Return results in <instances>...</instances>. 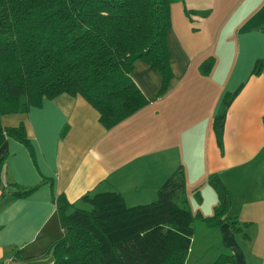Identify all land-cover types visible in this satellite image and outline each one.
Listing matches in <instances>:
<instances>
[{"label": "crops", "instance_id": "1", "mask_svg": "<svg viewBox=\"0 0 264 264\" xmlns=\"http://www.w3.org/2000/svg\"><path fill=\"white\" fill-rule=\"evenodd\" d=\"M183 9L206 14L186 16ZM169 20L167 90L158 97L156 71L134 62L129 76L149 103L112 128L84 98L65 93L0 117L2 126L22 124L34 151L31 158L10 137L0 145V264H52L44 252L62 236L53 196L75 202L86 192L114 190L128 206L144 204L178 166L191 211L212 214L217 196L206 178L218 173L232 194L227 215L249 221L241 239L225 222L209 228L195 220L186 264L195 244L208 249L247 238V246H264V223L262 234L252 231L264 220V0H178ZM207 57L212 65L202 75L198 65ZM256 60L260 70L252 74ZM238 87L219 148L213 117ZM42 177L48 181L27 197H11L10 183L35 186Z\"/></svg>", "mask_w": 264, "mask_h": 264}, {"label": "trees", "instance_id": "2", "mask_svg": "<svg viewBox=\"0 0 264 264\" xmlns=\"http://www.w3.org/2000/svg\"><path fill=\"white\" fill-rule=\"evenodd\" d=\"M175 1L0 0V117L25 113L44 97L65 93L84 98L110 129L149 103L129 76L136 61L156 71L161 80L157 96H162L171 77L165 33L169 5ZM212 61L204 59L199 73L206 75ZM260 65L256 60L251 73L257 74ZM239 90L224 95L213 117L219 148L227 108ZM6 137L34 156L22 124L0 122V145ZM3 165L4 159L0 172ZM46 181L10 183V195L25 198ZM206 184L217 196L210 216L191 212L181 166L144 204L128 206L114 190L86 192L75 202L63 194L53 196L62 236L44 254L51 253L52 264H186L195 220L209 228L225 222L241 231L238 219L227 215L232 194L220 175L209 174ZM231 262L232 254H221L210 264Z\"/></svg>", "mask_w": 264, "mask_h": 264}, {"label": "rangeland", "instance_id": "3", "mask_svg": "<svg viewBox=\"0 0 264 264\" xmlns=\"http://www.w3.org/2000/svg\"><path fill=\"white\" fill-rule=\"evenodd\" d=\"M156 195H157V191H156ZM146 200H144L143 202H145ZM197 200H200L198 196H197ZM187 204L189 206L188 198H187ZM191 212L195 213L194 211ZM238 222L241 231L235 233H239L240 234L239 237L242 239V237H245L243 235V232L247 230L249 221L248 220L242 221L238 219ZM262 223H264V220L261 222V224H254L252 229L255 228L256 230H252V231L254 232L257 231L259 234H262L261 233ZM207 238H211V237H207ZM247 243H248L247 238H245L244 244L239 242L236 245L228 241L227 243L228 246H224L218 240L216 243L211 244V246L208 249L205 248L206 244H195L192 247L193 252L189 256L188 260L190 264H205V263L210 264L221 254H232L233 262L226 264H243L244 261L247 262L248 264H264V246L260 247V244L258 243L250 244V246H247ZM217 244L219 245L216 246Z\"/></svg>", "mask_w": 264, "mask_h": 264}]
</instances>
